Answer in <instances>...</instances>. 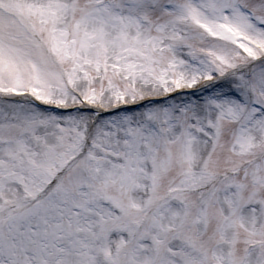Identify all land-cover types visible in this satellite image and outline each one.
Masks as SVG:
<instances>
[{
	"label": "snow or ice",
	"instance_id": "6c2138e0",
	"mask_svg": "<svg viewBox=\"0 0 264 264\" xmlns=\"http://www.w3.org/2000/svg\"><path fill=\"white\" fill-rule=\"evenodd\" d=\"M0 264H264V0H0Z\"/></svg>",
	"mask_w": 264,
	"mask_h": 264
}]
</instances>
